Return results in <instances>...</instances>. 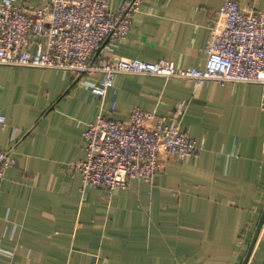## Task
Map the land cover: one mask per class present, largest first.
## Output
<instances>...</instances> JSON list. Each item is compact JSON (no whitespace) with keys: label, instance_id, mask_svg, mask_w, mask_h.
I'll list each match as a JSON object with an SVG mask.
<instances>
[{"label":"crops","instance_id":"1","mask_svg":"<svg viewBox=\"0 0 264 264\" xmlns=\"http://www.w3.org/2000/svg\"><path fill=\"white\" fill-rule=\"evenodd\" d=\"M129 0H111L116 11ZM227 0H141L110 57L202 68L209 26ZM264 13V0H237ZM3 0H0V4ZM28 8L50 0H25ZM136 108L178 123L201 155L165 157L153 182L84 188L76 164L100 112ZM0 264H243L264 210V110L259 85L196 88L190 80L118 75L106 100L69 72L0 66ZM248 264H264V225Z\"/></svg>","mask_w":264,"mask_h":264},{"label":"built area","instance_id":"2","mask_svg":"<svg viewBox=\"0 0 264 264\" xmlns=\"http://www.w3.org/2000/svg\"><path fill=\"white\" fill-rule=\"evenodd\" d=\"M111 0H50L28 8L25 0L0 4V66L58 70L73 74L93 95L106 100L118 75L154 76L190 80L198 89L229 83L259 85L264 110V13L227 0L210 26L204 67L180 68L174 62L110 57L114 44L129 34L141 0H129L116 11ZM100 112L84 132L86 156L76 164L84 188L114 192L131 180L153 182L165 166V157L197 159L203 143L180 124L141 108L128 121ZM7 119L0 113V127ZM0 149V181L14 163Z\"/></svg>","mask_w":264,"mask_h":264},{"label":"water","instance_id":"3","mask_svg":"<svg viewBox=\"0 0 264 264\" xmlns=\"http://www.w3.org/2000/svg\"><path fill=\"white\" fill-rule=\"evenodd\" d=\"M263 225H264V210H263V213H262V216H261L260 222H259V224H258L257 230H256V232H255V235H254V238H253V242H252V244H251V248H250V250H249V252H248V255H247V257H246V259H245V261H244L243 264H248V261H249V259H250L251 254H252V251H253V249H254V246H255V244H256V242H257V240H258V237H259V235H260V232H261V230H262Z\"/></svg>","mask_w":264,"mask_h":264},{"label":"rangeland","instance_id":"4","mask_svg":"<svg viewBox=\"0 0 264 264\" xmlns=\"http://www.w3.org/2000/svg\"><path fill=\"white\" fill-rule=\"evenodd\" d=\"M250 8V7H249ZM255 10V9H254ZM257 11V10H256Z\"/></svg>","mask_w":264,"mask_h":264}]
</instances>
